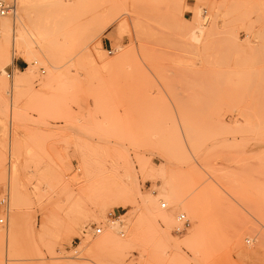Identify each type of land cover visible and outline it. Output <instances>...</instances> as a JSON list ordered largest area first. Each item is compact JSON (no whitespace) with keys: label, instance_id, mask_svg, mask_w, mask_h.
Returning <instances> with one entry per match:
<instances>
[{"label":"rangeland","instance_id":"374dc122","mask_svg":"<svg viewBox=\"0 0 264 264\" xmlns=\"http://www.w3.org/2000/svg\"><path fill=\"white\" fill-rule=\"evenodd\" d=\"M25 2L1 39L0 264H264V0Z\"/></svg>","mask_w":264,"mask_h":264},{"label":"bare ground","instance_id":"6f19581e","mask_svg":"<svg viewBox=\"0 0 264 264\" xmlns=\"http://www.w3.org/2000/svg\"><path fill=\"white\" fill-rule=\"evenodd\" d=\"M19 1H20V8H22L23 5H24V3H26V2H25V0H19ZM20 8H19V11L21 10ZM19 11L15 10V0H12V8H11V11L8 14H6L5 16L0 17V55H2V54L5 55L7 57V59H12L13 57L10 55V53H9L7 47H6L5 42L2 41L1 39H2V36H5L6 35L5 33L7 31H10L13 28H15V25H16V23H17L18 20L20 21ZM16 28H17V26H16ZM15 31H17V29ZM3 38H5V37H3ZM17 47H19V45ZM32 52H34V51H32ZM25 71H26V73L31 72L30 71V68H26ZM25 71H19L18 72V74L16 75V80L17 81L22 82V81H26L27 80L28 75L25 73ZM169 203H170V209H172L173 206H175V207H179V208H181L183 210H187L190 214H192L194 216L197 215L196 206L192 202H186L183 199H180V198H177L176 197V198H173V199L169 200ZM163 204H164V207H165L166 206V203H163V202H161L160 206H162ZM6 205H5V207H6ZM157 216H158V220H160L162 222V224H164V226H165L164 232H163L164 235L167 237V239H169V236H170V230H169V228H170V225L172 224V222L174 221V217H173V215L171 213V210L170 211H167V210H165V211H158Z\"/></svg>","mask_w":264,"mask_h":264},{"label":"built area","instance_id":"2783aa9c","mask_svg":"<svg viewBox=\"0 0 264 264\" xmlns=\"http://www.w3.org/2000/svg\"><path fill=\"white\" fill-rule=\"evenodd\" d=\"M12 8V0H0V17L5 16L11 11ZM11 73L7 72V77H10ZM6 201V197L0 198V203ZM164 207V204L162 205ZM3 222V218H0V223ZM189 224L188 218L184 213H180L177 217V226L174 228V231L181 232L183 231ZM101 227H96L95 232L100 233Z\"/></svg>","mask_w":264,"mask_h":264},{"label":"crops","instance_id":"0c3cea01","mask_svg":"<svg viewBox=\"0 0 264 264\" xmlns=\"http://www.w3.org/2000/svg\"><path fill=\"white\" fill-rule=\"evenodd\" d=\"M15 65L20 69L22 67V62L16 61Z\"/></svg>","mask_w":264,"mask_h":264}]
</instances>
